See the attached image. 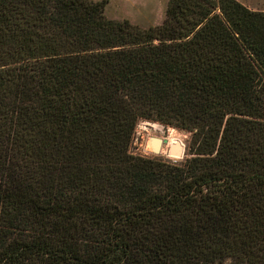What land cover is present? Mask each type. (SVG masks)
<instances>
[{"label":"trees","instance_id":"obj_1","mask_svg":"<svg viewBox=\"0 0 264 264\" xmlns=\"http://www.w3.org/2000/svg\"><path fill=\"white\" fill-rule=\"evenodd\" d=\"M0 0V264H264V12ZM189 134L180 165L135 123Z\"/></svg>","mask_w":264,"mask_h":264},{"label":"rangeland","instance_id":"obj_2","mask_svg":"<svg viewBox=\"0 0 264 264\" xmlns=\"http://www.w3.org/2000/svg\"><path fill=\"white\" fill-rule=\"evenodd\" d=\"M165 5L166 0H105L103 15L106 19L117 22L127 21L139 29H145L163 21ZM245 7L250 11L264 12V0H246ZM143 123H146L144 131L138 129ZM169 129L175 128L163 126L158 122L137 121L127 149L128 154L175 165L182 164L188 157L186 150L189 134L175 129L178 141L183 147L180 153H173V157H169L165 155L166 151L171 150V146L167 143ZM163 139H166V143ZM152 140L157 141V150H154L155 144L151 142Z\"/></svg>","mask_w":264,"mask_h":264},{"label":"bare ground","instance_id":"obj_3","mask_svg":"<svg viewBox=\"0 0 264 264\" xmlns=\"http://www.w3.org/2000/svg\"><path fill=\"white\" fill-rule=\"evenodd\" d=\"M145 125H146V123H143V124H140V126H139V128L138 129H140V130H145ZM177 131L175 130V129H169V131H168V140H167V143H168V146H175L174 144L179 140L178 139V136H177ZM152 143H154L155 144V149L154 150H157V141L156 140H152L151 141ZM174 150V148H172L171 150H169L168 152L166 151L165 152V155L166 156H169V157H173L172 156V154H173V151Z\"/></svg>","mask_w":264,"mask_h":264},{"label":"water","instance_id":"obj_4","mask_svg":"<svg viewBox=\"0 0 264 264\" xmlns=\"http://www.w3.org/2000/svg\"><path fill=\"white\" fill-rule=\"evenodd\" d=\"M163 142L166 143V139H163ZM175 146H171V149L174 148V150L172 151L173 153H180L181 148L183 147V145L181 143H179V141H177L175 144Z\"/></svg>","mask_w":264,"mask_h":264},{"label":"crops","instance_id":"obj_5","mask_svg":"<svg viewBox=\"0 0 264 264\" xmlns=\"http://www.w3.org/2000/svg\"><path fill=\"white\" fill-rule=\"evenodd\" d=\"M237 3H239L240 5L244 6L246 5V0H235Z\"/></svg>","mask_w":264,"mask_h":264}]
</instances>
